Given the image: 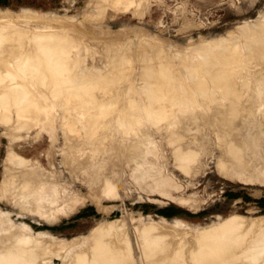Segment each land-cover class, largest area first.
<instances>
[{
    "label": "rangeland",
    "instance_id": "1",
    "mask_svg": "<svg viewBox=\"0 0 264 264\" xmlns=\"http://www.w3.org/2000/svg\"><path fill=\"white\" fill-rule=\"evenodd\" d=\"M91 1L0 0V8H9L17 13L26 8L46 13L48 19L40 21L45 20L44 22H49L52 26H47L51 28L41 26V31L47 33L46 30H51L48 32L51 35L58 34V31L61 33L60 35H66L67 57L71 60L69 65L73 63L72 66H68L62 72L63 78L67 75L65 77L66 85H64L67 88L64 87L63 89L67 92H61L62 96L63 94L68 96V98L66 95V97L64 96L66 99L61 96L65 102L59 97V94V96L55 95L58 88L54 86L51 88L54 87L57 90L51 89L50 96L51 93L54 94L55 92V97L52 95V98H55L52 104L50 100V103H47L48 99L51 98L46 95L49 90H47L48 92L43 90L44 87L50 89V85L42 83L43 87L41 85L36 87L39 90L35 88L37 91L35 96L39 97L36 98L41 101L45 100L49 108L45 113L44 111L40 112L38 117L41 119L39 121H43L42 118H54L56 116L53 124L50 123L46 127L44 124L34 125L28 128L24 124L31 116L32 111L28 110L23 113L24 115H19L16 110L11 112L12 110L8 107L0 108V117L3 116L4 118L8 114L5 110H11L8 111L11 113L5 119L0 118V227L3 226L0 231V244H5L3 240H6L5 236L11 229V233L9 236L7 235V239L10 240L8 239L7 242L13 243L12 238L19 242L20 238H16V236L18 237L17 234L19 232L20 234L24 233L26 239L22 234L19 237L22 236L28 241L27 243L31 238L32 241L27 244L28 246L25 245L26 241L23 243L22 238L20 241L27 249L30 250L29 247H31L33 250V253L29 252L28 258L21 260L23 263H18L20 260L17 261L18 259L13 257H9L11 260H8L9 258L2 260L6 259V264L11 262L16 264L15 261L18 264H85V261L79 260L77 256L82 251L84 254L86 250L89 252L88 249L95 237L112 233L110 242L118 247H127V243L130 242L128 239L131 237L133 238L131 241L137 240L139 242L152 239L158 241L162 238L165 241L159 251L162 254L163 251H168V255H171L166 258H170L171 262L175 259L176 264H194L197 261L193 262L195 260H191L193 258L188 255L191 251L193 257L192 252L198 246V237L200 238L207 230L228 224L233 232L229 229L230 231L225 233V242L233 241L231 243L236 245L237 239L239 241L237 243L241 242L242 244L241 246L237 244L239 248L229 249V253H226L227 250L225 249V252L220 246L213 247L216 249L213 250L212 248L211 250L212 259L216 257L214 254H217L214 251H218L224 258L217 254L218 260L214 258L215 260L212 261L215 264H264V108L258 111V107H255V114L248 112L249 114L245 113L241 116L240 113H235V117L231 119H235V121L241 119L238 123L236 122L238 126H233L234 123L225 126V124L220 125L221 122L219 123V121H217L219 123L217 125L213 118L208 117L210 118L209 121L208 118H205L213 111H210L211 108L209 109L207 104L205 106L202 96L197 97L199 100L196 99V103L202 101L203 104L201 102L195 103V106L197 105L194 108L195 113L199 115L198 112L201 113L202 110L199 111L196 108L202 109L201 106H205L206 109H203L202 113L205 115V111H207L208 115L200 114L205 119L200 116L203 120L199 118L200 120L197 121L198 115L194 114V109H191L194 106H191L190 101L186 99L189 98L187 95H193L198 90L197 86L194 89L195 86L192 85L194 78H199L200 73L204 74L201 68V71L198 70L199 73L197 72V66L203 65L202 68H206V66L218 65L221 67L217 64L216 57L218 55L225 57L226 55L229 59L233 57L235 64L233 60L230 62L229 59V61L223 62L228 61L231 66H236L235 71L234 67H231L234 75L231 70L228 75L232 77L237 74L241 77L240 81L245 82L247 76L253 74V77L255 76L254 84H258L260 87L250 86L247 89L248 94L254 86L252 91H257L259 88L262 97L261 95L258 97H261L260 100H264V91H262L264 89V81H262L264 80V73L259 70L261 64L258 66L257 60H255L257 61L255 64L254 60L245 59H254L253 55L256 56V49L264 40V0H142L141 3L130 4L129 8L124 4H115L116 2L111 0L100 2L98 5ZM98 16L99 18H97ZM59 18H64L65 21L72 19L73 22H77V24L74 23L75 27L80 23L84 27L80 25L81 28L83 27L81 30L68 29L70 23L62 24L59 22ZM22 19L24 18H20V20ZM68 37H71V40ZM223 45L224 47L231 46V49L229 48L226 53L227 47L225 49ZM115 50L117 53L118 51L122 53L117 55ZM151 52H154V55ZM221 52L225 53L222 54ZM211 53H213V58ZM181 55H186L188 61H184L186 57ZM121 56L122 59H120ZM191 57H193L192 61ZM198 58L202 59L203 63ZM111 60L113 63L110 62ZM118 60H121L120 66L122 68L120 69L116 65ZM197 60L201 62V65L197 63ZM196 63L197 66H194ZM36 65L33 66L38 69V65ZM147 65H155L158 69L160 68L161 72L156 67L157 71L160 72L159 77L161 76L160 81L163 86L172 85L170 87L173 89H182L187 85V88L183 89L186 90L183 95L186 100L183 99V101L184 103L187 102V107L182 100L174 101L166 93L141 94L146 86H143L145 82L148 84V82L154 81L150 75H145L148 77L144 78L147 81L141 77L144 75L143 71ZM225 65L228 67L227 63ZM226 66L223 67L227 68ZM74 67L76 68L74 69ZM163 69H166V73L162 71ZM34 71H36L34 72L36 76L41 78L47 74V71L44 70L42 72ZM77 71L81 74L84 73L82 74L84 76L78 74ZM140 71L142 73H139ZM167 71H170L171 78L167 77L169 76ZM191 71L193 76L197 77H192ZM259 71L262 73L261 75ZM126 72H129L131 76ZM238 72L240 73L238 74ZM243 73L246 74L245 77L242 75ZM78 76L81 77L80 80ZM201 76L203 79V75ZM91 79L93 83L89 81ZM97 81L105 84L103 88L101 83L99 88L97 87L99 84ZM129 82L130 85H133L130 86ZM203 83L204 85L207 84ZM71 87L72 89L74 87L77 92H73ZM237 87H239L240 96L246 95L247 97L246 92H244L245 87L243 85ZM94 88L96 89L93 91ZM133 89L137 91L133 93ZM69 91H72V95ZM43 95L48 98L45 99ZM144 95L148 99H145ZM136 96L143 97V99L138 100ZM253 97L251 92L247 99V103L250 105L255 102ZM73 98L74 101H72ZM40 100L38 102H41ZM43 102L42 104L45 103ZM107 104L110 105L107 106ZM16 106L15 109H19V104ZM20 106L23 108L24 104ZM36 108L37 105L33 107V109ZM163 108L165 110H162ZM125 110L129 112L126 111L125 113ZM3 111L6 112L5 115H1L4 114ZM122 113L127 116L124 115V117ZM193 115L197 117L195 118ZM67 116L73 120H88L90 117L91 121L97 119L95 122L92 121L93 126L98 124V118L99 121L102 119V125L100 123L96 127L92 126L86 129L91 133L84 135L86 138L84 139L89 142L84 149H75V142L66 138L62 127V118ZM119 118L131 122L139 121V118L145 119L139 121V126L134 124L135 126L132 127L134 132L127 137L124 128L117 125L118 128L115 124ZM114 121L115 123H113ZM110 122L115 124L116 129L118 128L114 138L110 136V129L113 127ZM161 123L164 125L170 123L173 131L166 128L168 131L170 130L169 132L166 130V132L165 128L161 127ZM53 126L55 129L52 128ZM222 126L225 127V132ZM135 127L136 129H134ZM174 130L181 132L189 140H182L180 137L175 138ZM171 133L175 137L170 136ZM248 142L250 143L248 144ZM65 149H68L69 153H66ZM189 151L194 155L193 159L187 161L184 156L189 154ZM80 152L83 153L81 156L78 155ZM16 155L27 160V167H36L31 175L32 181L55 179L53 181L67 186L68 195L64 196L65 198H57L60 202L57 199L51 201L49 196L43 197L41 200L35 196H29L30 200H28L29 198H26L28 196H24L23 191H21L24 179L19 173L20 166L14 163L17 159ZM69 159H72L71 162ZM61 199H63L62 202ZM6 213L10 215L5 216ZM12 230L14 233L16 231L18 233L14 235ZM39 231H50L53 236L38 235ZM88 236L89 239H83ZM227 236L231 237L228 238L229 241H227ZM34 242L38 245L36 246ZM10 244L8 243L7 247ZM14 244L10 245V249L12 245L14 247ZM19 244L15 246L23 247V244L20 242ZM7 247H1V251L3 249L8 250ZM13 247L9 251H13ZM205 247L207 249L209 246ZM203 250L205 251V249ZM207 250L210 251V248ZM207 250L205 252L208 253ZM159 251L152 250L153 254H151L153 257L155 255L159 258V254H156L157 252L160 253ZM87 252V255L90 254ZM181 255L184 259L181 258ZM91 259L94 260L93 257ZM135 262L137 261L135 260ZM214 262H210V264H214ZM1 264H5L4 261ZM88 264L90 263L88 262ZM200 264L206 263L201 262Z\"/></svg>",
    "mask_w": 264,
    "mask_h": 264
},
{
    "label": "bare ground",
    "instance_id": "2",
    "mask_svg": "<svg viewBox=\"0 0 264 264\" xmlns=\"http://www.w3.org/2000/svg\"><path fill=\"white\" fill-rule=\"evenodd\" d=\"M96 5H98L100 2H104V1H107V0H92ZM91 1V2H92ZM109 1V0H108ZM112 2H116L115 4H124L125 6H128L127 8H129V5L130 4H132V3H141V1L142 0H111ZM109 3V2H108ZM111 3V2H110ZM114 4V3H113ZM103 5H105V4H103ZM111 5V4H110ZM92 6H94V5H92ZM112 6V5H111ZM117 6H120V5H117ZM138 6H139V4H138ZM99 7V6H98ZM115 7H116V5H115ZM114 7V8H115ZM135 8H137V6H134ZM93 8V7H92ZM98 9V8H97ZM90 10V9H89ZM100 10V9H99ZM98 10V11H99ZM24 12H25V14H24ZM103 12V11H102ZM105 12V11H104ZM93 13V12H92ZM98 13H100V12H98ZM97 13V14H98ZM107 13V12H106ZM95 14V13H94ZM88 15H91V14H88ZM102 15V14H101ZM48 17V15L46 14V13H42V12H39V11H35V10H32V9H28V8H26V9H22V11L20 12V13H17V12H15V11H12V10H10L9 8H0V108H2V107H8V108H10L11 110H5L8 114H7V116H9L10 115V113L11 112H13L14 110H16V113L18 114L19 113V115H24L23 113L25 112V111H28V110H30V111H32V114H30L31 116L26 120V124H24L26 127H32V126H34V125H41V124H44L45 125V127L47 126V125H49L50 123H54V120L56 119L55 117L54 118H49V117H46L45 119H43L42 118V120L43 121H39L41 118H39L38 117V115H40V112H42V111H44V113L45 112H47L48 110H49V108H48V105H47V103H50L51 101V104L53 103V101L55 100V95H57V96H59L61 99H62V97L63 98H65L66 96L63 94V96H62V91H63V89H64V87H65V89L67 88L66 86H64V85H66L65 83H66V76L63 78L62 77V72L65 70V69H67L68 68V66H72L73 65V63H71L72 65H69V63H70V61L71 60H69L68 59V57H67V36L66 35H60L61 33H59L58 31H57V33L58 34H50V33H48L49 31H51V30H46V29H43V30H46L47 31V33L46 32H43V31H41V26H44V27H46V28H51V27H47V26H52V24H50L49 22H44V21H40V20H43V19H48L47 18ZM50 17V16H49ZM94 17H96V16H94ZM20 18H24V19H22L23 20V23H21V21L22 20H20ZM97 18H99V16L97 17ZM64 19V18H63ZM63 19H60L59 18V22L60 23H62V24H66V22L69 24H67L68 25V29H82L83 27H84V25H82L81 23H80V25H82L83 27L81 28V26L80 25H76V27H75V24H77V22H73L72 21V19L70 20V21H65V19L63 20ZM91 19H92V17H91ZM67 20H69V19H67ZM33 21V22H32ZM35 21V22H34ZM57 21H58V18H57ZM56 21V22H57ZM53 22V21H52ZM51 22V23H52ZM73 22V23H72ZM35 23V24H34ZM58 23V22H57ZM60 23H58V24H60ZM75 23V24H74ZM35 26H34V25ZM56 24V23H55ZM85 29V28H84ZM40 30V31H39ZM52 31H54L53 29H52ZM55 32H56V30H55ZM54 32V33H55ZM87 33H88V31H86ZM53 33V32H52ZM252 35V34H251ZM262 35V34H261ZM92 36V35H91ZM83 38H84V36H82ZM70 40H71V37H68ZM73 38H74V36H73ZM72 38V40L74 41V39ZM145 38V37H144ZM79 39H81L80 37H79ZM132 39H133V37H132ZM70 40H68L69 42H70ZM130 40V39H129ZM133 41V40H132ZM256 41V40H255ZM259 41V40H258ZM264 41V40H263ZM263 41L261 42V44H260V47L258 48V49H256V51H257V53H256V56L255 55H253L255 58L253 59V58H245L246 60H248V59H252V60H254V63L255 64H257V61H258V66H259V64H261V67H260V71H262L263 73H264V43H263ZM72 43V42H71ZM262 43H263V45H262ZM122 44V43H121ZM211 45V44H210ZM112 46V45H111ZM145 46V45H144ZM148 46V45H147ZM160 46V45H159ZM230 46V45H229ZM249 46V45H248ZM247 46V47H248ZM110 47V46H109ZM153 47V46H152ZM155 47H156V45H155ZM154 47V48H155ZM223 47H224V45H223ZM227 47V51H226V53L228 52V49L230 48L231 49V46L230 47H228V46H226ZM226 47H224L225 49H226ZM246 47V48H247ZM253 47V46H252ZM107 48V47H106ZM220 48V47H219ZM250 48V47H249ZM256 48V47H255ZM108 49V48H107ZM112 49V48H111ZM143 49V48H142ZM152 49V48H151ZM156 49V48H155ZM204 49H205V47H204ZM248 49V48H247ZM246 49V50H247ZM110 50V49H109ZM118 50V49H117ZM117 50H115L116 51V54L118 55V53H120L119 51H118V53H117ZM153 50V49H152ZM157 50V49H156ZM156 50H154V51H156ZM163 50V49H162ZM161 50V51H162ZM217 50V49H216ZM249 50V49H248ZM107 51V50H106ZM111 51V50H110ZM121 51H124V50H121ZM207 51V50H206ZM217 51H219V50H217ZM221 51V50H220ZM223 51H225L224 49H223ZM222 51V52H223ZM242 51V50H241ZM240 51V52H241ZM127 52V51H126ZM139 52V51H138ZM202 52H203V50H202ZM221 52V53H222ZM238 52V51H237ZM248 52V51H247ZM253 52V51H252ZM106 53V52H105ZM108 53H109V51H108ZM122 53V52H121ZM120 53V54H121ZM152 54L154 53V52H151ZM206 53V52H205ZM225 53V52H224ZM224 53H222V54H224ZM243 53V52H242ZM249 53V52H248ZM254 53H255V51H254ZM114 55H116L115 53H113ZM140 54V53H139ZM157 54V53H156ZM159 54V53H158ZM209 54H210V52H209ZM215 54V53H214ZM251 54H253V53H251ZM123 55V54H122ZM151 55V54H150ZM154 55V54H153ZM178 55H180V54H178ZM183 55V54H182ZM181 55V56H182ZM199 55V54H198ZM201 55H202V53H201ZM211 55H212V58H213V53H211ZM228 55V54H227ZM112 56V55H111ZM120 56V55H119ZM142 56V55H141ZM180 56V57H181ZM185 57H186V55H184ZM184 56H182V57H184ZM190 56V55H189ZM214 56H217V55H214ZM229 56V55H228ZM252 56V57H253ZM118 57V56H117ZM147 57H148V54H147ZM150 57H152V56H150ZM164 57V56H163ZM179 57V58H180ZM184 57V58H185ZM201 56H199V58H200ZM225 57H226V59H225ZM225 57H224V55H218L216 58H217V60H218V62H222V63H218L217 62V64H219V65H221V67H219L218 65H214L212 62H210V63H212L213 65H214V67H207L206 66V68H202V66L203 65H201L200 63L203 61L202 59V61L198 58V60H200V61H198L197 60V63L198 64H200L201 66H197V63H196V65H194V66H197L198 67V69H197V72H198V70H200V68H201V70H202V72L204 73V74H201L200 73V76H199V78H194V79H192V80H194V84H192L193 86H195L194 87V89L196 88V86H197V88H198V93H197V91H196V93L195 94H193V95H187V97H189V98H186L187 99V101H190L189 103H190V105L191 106H194L193 108L191 107V109H194L196 106H195V103H196V99H197V97H199V96H202L203 97V101H204V104H205V106H207L209 109H210V111H213L212 113L210 112V114H209V116H206V114H207V111H205L206 113H205V115L202 113V111H203V109L205 110L206 108H204V107H202L201 106V108L202 109H200V108H196V110H198L199 109V111L200 110H202L201 111V113L200 112H198L199 113V115L197 114V113H195L196 111H195V109H194V114H196V115H198V117L196 116V115H193L195 118H196V120L198 121V119L200 118V119H202L203 120V118H204V116H206L205 118H208V117H210L211 119L213 118V120L214 121H216L215 123H217V125L220 123V125L222 124V125H224L225 124V126H226V124H233V126L234 125H236V127L238 126L237 125V123H238V121H240L241 119H236V120H238V121H235V119L233 120V119H231V118H233V117H235V113H240L241 114V116L242 115H245V113H248V112H250V114H252V113H256L255 111H256V108L258 107V111H259V109H262V108H264V100H260V98L262 97V92H260L259 91V88L257 89V91L256 90H254V91H252V89H253V87L256 85V86H259L258 84H254V77H253V74H251L250 76L248 75V74H250L249 72H248V76H247V79L245 80V82H242V81H240L241 80V77L239 76V75H237L236 73V75L235 76H229L228 75V72L231 70V67L233 66H231V63H228V61L230 60V62H231V60H233V63L235 64V60L234 59H232V58H230L229 59V57L227 58V56L225 55ZM109 58H110V56H109ZM119 58V57H118ZM123 57L121 56V58L120 59H122ZM154 58H155V56H154ZM178 58V59H179ZM192 58L193 57H191V61H192ZM202 58V57H201ZM215 58V59H216ZM243 58V57H242ZM71 59V58H70ZM117 59V58H116ZM159 59V58H158ZM183 59V58H182ZM215 59L213 60L214 61V63H215ZM229 59V60H228ZM155 60H157V59H155ZM194 60V62H195V59H193ZM226 60H228L226 63L228 64V67L225 65L226 63H224L223 61H226ZM242 60V59H241ZM255 60H257V61H255ZM74 61V60H73ZM76 61V60H75ZM113 60H111L110 62L111 63H113L112 62ZM154 61V60H153ZM183 61V60H182ZM184 61H188L187 60V57H186V60H184ZM183 61V62H184ZM189 61H190V58H189ZM207 61V60H206ZM117 62V61H116ZM240 62V61H239ZM250 62V61H249ZM248 62V63H249ZM77 63V62H76ZM122 63H123V61H122ZM185 63V62H184ZM188 63H190V62H188ZM203 63V62H202ZM209 63V64H210ZM224 63V64H223ZM244 63H246L245 61H244ZM251 63V62H250ZM253 63V62H252ZM34 64H37L38 65V69L36 68H34ZM125 64H127V63H125ZM186 64H187V62H186ZM195 64V63H194ZM36 65V66H37ZM119 68L118 69H120V68H122V66H120L121 65V60H118V63L116 64ZM123 65V64H122ZM254 65V64H253ZM33 66V67H32ZM76 66H77V64H76ZM134 66V65H133ZM141 66H143V65H141ZM140 66V67H141ZM160 66V65H159ZM165 66V65H164ZM226 66L227 68H224V67ZM257 66V65H256ZM115 67V66H114ZM156 67L157 66H155V65H147L146 66V68H145V71H143V76H141L143 79L144 78H148V77H145V75H150V76H152L153 78H152V80L154 79V81L152 82V83H149L148 82V84H146L147 82H145V84L143 85V86H145L144 87V89L142 90V88H141V90H142V92H141V90H140V92H141V94H151V93H158V94H161V93H166L167 94V96H169V97H171V98H173L172 100H174V101H181L182 100V102L184 103V101H183V95H184V93H185V91L186 90H183L184 88L186 89L187 88V85H186V87H183L182 89H179V88H171L172 87V85H170V86H166V85H164L163 86V84H162V82L160 81V77H159V74H160V72H161V70H160V68L158 69V67H157V69L158 70H160V72H158L157 71V69H156ZM197 67H195V68H197ZM234 67V71H235V68H236V66H233ZM76 67H74V69H75ZM91 68V67H90ZM143 68V67H142ZM192 68V67H191ZM194 68V67H193ZM28 69H30V71H28ZM116 69V68H115ZM118 69H116V70H118ZM238 69H239V67H238ZM262 69V70H261ZM34 70H38L37 72H42V70H44V71H47V74L45 75V77L42 79L41 77H39V76H36V74L34 73V72H36V71H34ZM98 70H101V69H98ZM97 70V71H98ZM192 70V69H191ZM200 70V71H201ZM251 70H253L252 68H251ZM257 70V69H256ZM128 71H129V69H128ZM132 71H133V68H132ZM142 71V70H141ZM139 72V73H142V72ZM163 72H165L166 71V69H163L162 70ZM188 71V70H187ZM193 71V70H192ZM192 71H191V75H192V77H197V76H193V74H192ZM232 71V70H231ZM241 71V70H240ZM259 71V72H260ZM78 72V71H77ZM118 72H119V70H118ZM134 72V71H133ZM167 72H169V76H167V77H170V71H167ZM189 72V71H188ZM251 72V71H250ZM254 72V71H253ZM95 73V72H94ZM93 73V74H94ZM97 73V72H96ZM127 74L129 73V72H126ZM132 73V72H131ZM166 73V72H165ZM187 73V72H186ZM199 73V72H198ZM232 73H233V71H232ZM240 72H238V74H239ZM245 73H247L246 71H245ZM74 74V73H73ZM78 74H81V73H79L78 72ZM82 74H84V73H82ZM81 74V75H82ZM98 74H99V72H98ZM97 74V75H98ZM103 74V73H102ZM189 74V73H188ZM258 74V73H257ZM262 73L260 72V75H261ZM86 75H87V73H86ZM97 75H94L95 77L97 76ZM107 75H109V74H107ZM129 75H130V73H129ZM132 75H133V73H132ZM163 75V74H162ZM199 75V74H198ZM201 75H203V79H206V80H208V81H203V79H202V76ZM204 75H205V77H204ZM232 75V74H231ZM233 75H234V73H233ZM242 75H244V73L242 74ZM246 75V74H245ZM245 75H244V77H245ZM77 76V75H76ZM82 76H84V75H82ZM110 76V75H109ZM114 76V75H113ZM112 76V77H113ZM131 76V75H130ZM164 76V75H163ZM177 76V75H176ZM71 77V76H70ZM79 77V76H78ZM90 77H92V76H90ZM98 77V76H97ZM102 77V76H101ZM115 77H117L116 75H115ZM263 77V76H262ZM261 77V78H262ZM83 78V77H82ZM132 78V77H131ZM151 78V77H150ZM171 78V77H170ZM190 78V77H189ZM201 78V79H200ZM81 79V77H79V80ZM90 79V78H89ZM96 79H98V78H96ZM135 79V78H134ZM141 79V78H140ZM163 79V78H162ZM245 79V78H244ZM243 79V80H244ZM260 79V78H259ZM264 79V78H263ZM75 80V79H74ZM78 80V79H77ZM119 80V79H118ZM136 80V79H135ZM145 80V79H144ZM88 81V80H87ZM90 82H92L93 83V81H92V79L91 80H89ZM111 81V80H110ZM127 81V80H126ZM143 81V80H142ZM145 81H147V80H145ZM149 81V80H148ZM258 81V80H257ZM256 81V82H257ZM262 81H264V80H262ZM80 82H82V81H80ZM132 82V81H131ZM136 82V81H135ZM134 82V83H135ZM140 82V81H139ZM164 82V81H163ZM203 82H205V83H207V84H205L204 85V83ZM255 82V83H256ZM45 84V83H47L46 85H50V89H46L45 87H44V89L43 90H45V92L47 91V90H49V93L48 94H46L48 97H51L50 99H48V102L46 103L45 102V100H43V101H41L40 99V101L41 102H38L39 100L37 99V98H39L38 96H35V95H37V91L35 90V88L36 87H40V85L41 84ZM74 83V82H73ZM76 83V82H75ZM83 83V82H82ZM88 83V82H87ZM97 83H99L98 84V88H99V85H100V83L102 84V82H98L97 81ZM167 83V82H166ZM170 84H171V82H169ZM258 83H260L259 81H258ZM264 83V82H263ZM191 84V83H190ZM189 84V85H190ZM96 85V84H95ZM103 85H105V84H102V88H103ZM129 85H130V82H129ZM131 85H133V84H131ZM130 85V86H131ZM179 85V84H178ZM239 85H243V87H245V90H244V92H246L245 94H247V97H246V95L243 97H241L240 96V90H239V87H237V86H239ZM252 85H254L252 88H251V91L249 92V94L251 95V92H252V95H254V97H253V100L255 101L254 102V104H252V105H250L249 103H247V99L250 97V95L248 94V91H247V89H249L250 88V86H252ZM261 85V84H260ZM44 85H41V87H43ZM52 86H54L55 88H58V90L57 89H54V87H53V89L51 88ZM68 86V85H67ZM73 86V85H72ZM115 86V85H114ZM180 86V85H179ZM208 86V87H207ZM74 87H76V86H74ZM73 87V89H72V87H71V89H72V91L73 92H77L76 91V89ZM96 87V88H97ZM112 87V86H111ZM133 88L135 87V86H132ZM138 87H140L139 85H138ZM191 87V86H190ZM260 87V86H259ZM263 87V86H262ZM69 88V87H68ZM77 88V87H76ZM79 88V87H78ZM77 88V89H78ZM90 89H91V87H89ZM96 88H94L93 89V91L96 89ZM97 88V89H98ZM116 88V87H115ZM181 88V87H180ZM256 88V87H255ZM36 89H38V88H36ZM51 89L52 90H57L56 91V94H55V92H54V94H52L51 93V96H50V92H52L51 91ZM130 89V88H129ZM263 89V88H262ZM262 89H260V90H262ZM36 92H35V91ZM39 90V89H38ZM75 90V91H74ZM72 91L70 92V95H72ZM135 91H137V90H134L133 89V93L135 92ZM262 91H264V89L262 90ZM38 92H40V91H38ZM48 92V91H47ZM64 93H66L65 91H63ZM79 92V91H78ZM39 94H41V92L39 93ZM38 94V95H39ZM59 94V95H58ZM67 94H69V93H67ZM93 94V93H92ZM138 94L140 95V93L138 92ZM45 95V94H44ZM44 95H43V97H44ZM52 95L54 96L53 98H52ZM96 95V94H95ZM132 95V94H131ZM136 95V94H135ZM144 95V96H145ZM249 95V96H248ZM261 95V97H258V96H260ZM35 96V97H34ZM40 96V95H39ZM62 96V97H61ZM65 96V97H64ZM151 96V95H150ZM155 96V95H154ZM36 98V99H34V98ZM47 97V98H48ZM77 97V96H76ZM75 97V98H76ZM130 97V96H129ZM147 96H145L144 98L145 99H148V98H146ZM152 97H153V95H152ZM156 97V96H155ZM169 97H166V98H169ZM40 98H41V96H40ZM45 98V97H44ZM47 98H45V99H47ZM66 98H68V96L66 97ZM65 98V99H66ZM78 98V97H77ZM76 98V99H77ZM131 98H132V96H131ZM131 98H130V100H131ZM136 98L138 99V100H142L143 99V97H137L136 96ZM162 98H164L165 99V97H162ZM41 99H43V98H41ZM51 99H53V100H51ZM57 99H58V97H57ZM56 99V100H57ZM103 99V98H102ZM186 99H184V100H186ZM49 100H50V102H49ZM60 100V99H59ZM63 100V99H62ZM104 100V99H103ZM107 100V99H106ZM128 100H129V98H128ZM137 100V101H138ZM197 100H199V99H197ZM58 101V100H57ZM64 101V100H63ZM72 101H74V98L72 99ZM76 101V100H75ZM110 101H112V100H110ZM152 101V100H151ZM42 102L44 103V104H42ZM65 102V101H64ZM129 102V101H128ZM141 102V101H140ZM143 102L144 103H146L144 100H143ZM162 102V101H161ZM192 102H194V103H192ZM198 102H201L202 104H203V102L202 101H198ZM197 102V103H198ZM253 102V101H252ZM39 103H40V105H39ZM76 103V102H75ZM138 103H139V101H138ZM152 103V102H151ZM159 103V102H158ZM187 103V102H186ZM186 103H184L185 105H186V107H187V104ZM196 103V104H197ZM5 104V105H4ZM7 104V105H6ZM16 104L18 105L19 104V109H15V106H16ZM21 104H24V107L22 108V106H20ZM42 104V105H41ZM46 104V105H45ZM62 104V103H61ZM125 104V103H124ZM140 104V103H139ZM148 104H149V102H148ZM148 104H146V105H148ZM179 104V103H178ZM182 104V103H181ZM184 104H183V106H184ZM193 104V105H192ZM200 104V103H199ZM207 104V105H206ZM35 105H37V108L36 109H33V107L35 106ZM108 105H110V104H107V106ZM130 105V104H129ZM138 105V104H137ZM141 105V104H140ZM139 105V106H140ZM143 106H144V104H142ZM156 105V104H155ZM164 105V104H163ZM142 106V107H143ZM169 106V105H168ZM174 106H176L175 105V103H174ZM174 106H173V109H174ZM209 106H213V107H209ZM262 106V107H261ZM17 107V106H16ZM141 107V106H140ZM185 107V106H184ZM199 107H200V105H199ZM256 107V108H255ZM261 107V108H260ZM20 108H22V109H20ZM160 108V107H159ZM158 108V109H159ZM162 108V107H161ZM168 108V107H167ZM166 108V109H167ZM189 108V107H188ZM255 108V109H254ZM127 109V108H126ZM155 109V108H154ZM157 109V108H156ZM18 110V111H17ZM128 110V109H127ZM127 110H125V113H126V111ZM161 110V109H160ZM162 110H165L164 108L162 109ZM162 110H161V112H162ZM172 110V109H171ZM190 110V109H189ZM263 110V109H262ZM5 111H3L4 112V114H1V115H5L6 114V112ZM8 111H11V112H8ZM82 111H84V110H82ZM155 111H157V110H155ZM191 111V110H190ZM189 111V112H190ZM254 111V112H253ZM1 112V111H0ZM84 112H86V111H84ZM127 112H129V111H127ZM142 112V111H141ZM165 112V111H164ZM170 112V111H169ZM173 112H174V110H173ZM180 112V111H179ZM192 112V111H191ZM260 112H261V110H260ZM97 113V112H96ZM114 113H116V112H114ZM113 113V114H114ZM119 113V112H118ZM117 113V115H119ZM186 113V112H185ZM233 113H234V115H233ZM26 114V113H25ZM91 114H92V112H91ZM123 114V113H122ZM122 114H120V115H122ZM138 114H140L139 112H138ZM184 114V113H183ZM200 114H203V115H200ZM212 114V115H211ZM236 114V115H237ZM249 114V113H248ZM88 115H89V113H88ZM93 115V114H92ZM92 115H90V116H92ZM102 115V114H101ZM112 115V114H111ZM124 115H126V114H123V116ZM165 115H167V114H165ZM208 115V114H207ZM263 115V114H262ZM6 115H5V118L7 117ZM96 116V115H95ZM127 116V115H126ZM145 116V115H144ZM175 116V115H174ZM184 116V115H183ZM203 116V118H201V117ZM239 116V115H238ZM238 116H236V118L238 117ZM241 116H239V117H241ZM19 117V116H18ZM58 117V116H57ZM70 116H67V117H63L62 118V127H63V130H64V134H65V136H66V138L67 139H70V140H73V142H75V149H79V148H81V149H84L85 148V146L86 145H88V143L89 142H87V140H85L86 138H85V136L84 135H86L87 133H91V131H87L86 129H88V127L90 128V127H92L93 125H92V121L93 122H95L96 120H94V119H92V121H91V117L87 120H73L71 117L69 118ZM117 117V116H116ZM125 117V116H124ZM141 117V116H140ZM142 117H143V115H142ZM238 117V118H239ZM0 118H3V119H5L3 116H1ZM25 118V117H24ZM27 118V117H26ZM153 118V117H152ZM151 118V119H152ZM164 118V117H163ZM170 118V117H169ZM168 118V119H169ZM204 118V119H205ZM210 118H208V121H209V119ZM59 119V118H58ZM104 119V118H103ZM106 120H107V118H105ZM113 119V118H112ZM115 119V118H114ZM113 119V120H114ZM141 119H143L142 121H144V119L145 118H141ZM140 118H139V121L141 120ZM153 119H156V118H153ZM182 119H183V117H182ZM199 119V120H200ZM112 120V121H113ZM147 120V119H146ZM145 120V121H146ZM157 120V119H156ZM188 120V119H187ZM213 120H211V121H213ZM235 121V122H232V121ZM37 121H39L38 123H37ZM139 121H130V120H122V119H117V123H115V121L113 122V123H115L116 124V126L118 125L120 128H124V130H125V132H126V136L128 137V136H130L131 135V133H133L134 132V130L132 129V127H134L135 125L137 126V124H138V126H139ZM148 121V120H147ZM147 121H146V123H147ZM154 121V120H153ZM184 121V120H183ZM204 121H207V120H204ZM210 121V122H211ZM217 121H219V123L217 122ZM230 121V122H229ZM29 122H31V124H29ZM102 122V119H100V121H99V118H98V121H97V123L100 125V123ZM155 122V121H154ZM154 122H152L153 124H154ZM222 122H227V123H222ZM237 122V123H236ZM37 123V124H36ZM106 123V122H105ZM108 123V122H107ZM110 123H112V122H110ZM113 123L112 124H110L111 126H113L111 129H110V136H111V138H114V136L115 135H117L116 133L118 132V128L116 129V127L113 125ZM150 123V122H149ZM236 123V124H235ZM60 124V123H59ZM94 124V123H93ZM98 124H95V126H93V127H96V125H98ZM135 124V125H134ZM148 124V123H147ZM162 124V123H161ZM58 125V124H57ZM101 125H102V123H101ZM109 125V124H108ZM177 125V124H176ZM263 125V124H262ZM107 126V125H106ZM105 126V127H106ZM110 126V127H111ZM145 126V125H144ZM146 126H148V125H146ZM152 126V125H151ZM160 126V125H159ZM232 126V125H231ZM232 126V127H233ZM58 127H60V126H58ZM109 127V126H108ZM143 127V126H142ZM149 127V126H148ZM158 127V126H157ZM161 127H164L165 128V131L167 130L166 128H169L171 131H173V127H171V125H170V123L168 124H162L161 125ZM50 128V127H49ZM53 129H55L54 128V126L52 127ZM163 128V129H164ZM180 128V127H179ZM224 128V129H223ZM52 129V130H53ZM134 129H136V127L134 128ZM188 129V128H187ZM222 129H223V131L225 130V127H223L222 126ZM162 130V129H161ZM169 130V131H170ZM182 130V129H181ZM163 131V130H162ZM168 131V130H167ZM166 131V132H167ZM168 131V132H169ZM226 131V130H225ZM224 131V132H225ZM94 132V131H93ZM228 132V131H227ZM121 133H124V132H121ZM173 134H175L176 135V137L174 136V135H172V133H171V135L170 136H174L175 138H182V140H189L188 139V137H186L185 135H183L181 132H179V131H175L174 130V132H173ZM17 135V134H16ZM148 136V135H147ZM85 138V139H84ZM146 138V137H145ZM150 138V137H149ZM53 140V139H52ZM249 140V139H248ZM128 141V140H127ZM30 142V141H29ZM250 142H248V144H249ZM137 144V143H136ZM106 145V144H105ZM248 146V145H247ZM105 147V146H104ZM106 149H107V147H106ZM142 149H144V148H142ZM156 149V148H155ZM65 152L66 153H69V151H68V149H65ZM83 153L82 152H80L78 155L79 156H81ZM143 154V153H142ZM13 155V154H12ZM15 155V154H14ZM138 155H140V154H138ZM193 153L191 152V151H189V154H187V155H185L184 156V159H186L187 161H190L191 159H193ZM68 156V155H67ZM79 156L77 157V159L79 158ZM9 157V156H8ZM15 157H17V159L15 160V162L14 163H16L18 166H20V169H19V173L21 174V176L23 177V181H22V185H21V191H23V194H24V196H28V197H26V198H29V196H35V197H37V198H39V200H41L43 197H47V196H49L52 200L51 201H56V199L57 198H65L66 197V195H68V189H67V186L66 185H60L59 183H57L56 181H53V180H55V179H53L52 180V178L51 179H45V180H43V179H40V180H33L32 181V179H31V175L34 173V171L36 170V167H27V160L25 159V158H23V157H18V155H16ZM15 157H13L14 159H15ZM138 157V156H137ZM140 157V156H139ZM147 157H148V155H147ZM70 160V162H71V160L72 159H69ZM148 160V159H147ZM80 164L82 163V162H79ZM73 164H74V162H73ZM16 165V166H17ZM11 176H15V175H11ZM16 177V176H15ZM7 178H9V177H7ZM21 178V177H20ZM11 179V178H10ZM13 180V179H12ZM59 180V179H58ZM7 182V181H6ZM61 182V181H60ZM9 183V182H8ZM14 183V182H13ZM64 184V183H63ZM66 184V183H65ZM15 185V184H14ZM4 186V185H3ZM10 186V185H9ZM1 187V186H0ZM16 190H18V189H16ZM4 191V190H3ZM14 192H16V191H14ZM13 192V193H14ZM65 196V197H64ZM28 200H30V198L28 199ZM58 200V199H57ZM62 200L63 199H61V202H62ZM20 201V200H19ZM59 202H60V200H58ZM7 214V213H6ZM8 215H10V214H7V215H5V216H8ZM4 216V217H5ZM8 219V218H7ZM8 220H11V219H8ZM177 221V220H176ZM179 223V222H178ZM4 224V223H3ZM228 224H226V226L225 225H222V226H220V227H217V228H214V229H210V230H207L206 232H204V234L203 235H201V237L199 238L198 237V239H199V241L197 242L198 243V246H196L194 249H193V252H192V255H193V257L191 256V251H190V255H188V256H190L191 258H193V259H191V260H195V261H193V262H203V263H206L207 264V262H209V264H210V262H214V261H212V260H215L214 258H216L217 259V254L218 255H220L219 253H218V251H214V252H216L217 254L215 255L214 254V256H216V257H213V259H212V255L210 254L211 253V250H212V248L213 247H218V246H220V248H222L223 250H227V252H226V250H225V252L226 253H229V249L231 250L232 248H239V245L241 246V242L240 243H237V242H239L237 239H236V241L237 242H235L236 243V245H233L231 242H233V241H231V242H225V233H227V231L230 229L231 230V228L229 227V225L227 226ZM231 226V225H230ZM2 225H1V227H0V231H1V229H2ZM232 227V226H231ZM213 228V227H212ZM29 230H30V225H29ZM202 230V229H201ZM229 230V231H230ZM15 231V230H14ZM31 231H33V230H31ZM9 233H11V229L8 231ZM12 232H13V230H12ZM231 232H233L232 230H231ZM230 232V233H231ZM9 233L7 234L8 236H9ZM16 233H18V231H16ZM16 233H14L13 232V234L15 235ZM108 233V232H107ZM132 233V232H131ZM199 233V232H198ZM2 234V233H1ZM22 234V233H21ZM20 234V232L17 234L18 235V237L16 236V238H22L24 241H23V243H25V239H26V236L24 235V233L22 234L23 236H25L24 238L21 236V237H19V235H21ZM112 234V233H111ZM110 233L108 234V235H104V236H97V237H95V239H94V241H93V243H91L92 245H90V247H89V249H88V251L89 252H87V250H86V252L87 253H90V254H86V252H85V254L83 253V251H82V253L81 254H83V255H81L80 253V255H78L77 257H78V259L79 260H83V261H85V264H88V262L90 263V264H135V263H137L138 262V264H173V261L175 260H173L172 262L170 261V258H166V257H168V256H171V255H168V251H167V248H166V251L167 252H165V251H163L164 253L162 254V252H160L159 251V249H161V245L164 243V239H162V238H160L158 241H157V239H156V241L155 240H145V241H131V239H133L132 237H131V239H128L130 242H128L127 244L128 245H126L127 247H118V246H115V245H113V244H111V236L113 235H111ZM229 234V233H228ZM236 234V233H235ZM5 236L6 237V240L4 239L3 241L5 242V244H2V245H4L5 247H3L1 244V247L2 248H6L7 247V245H8V243L10 244V242H7L8 241V239H7V237L8 236ZM11 235V234H10ZM38 235H49V236H53L52 235V233L50 234V231H42V232H38ZM37 235V236H38ZM234 235V234H233ZM30 236V235H29ZM91 236V235H90ZM235 236V235H234ZM234 236H232L231 235V237H233L234 238ZM239 236V235H238ZM4 237V238H5ZM39 237H41V236H39ZM230 236L228 237L227 236V239L228 238H231ZM237 237V236H236ZM12 238V237H11ZM15 238V239H16ZM27 238H30V237H27ZM34 238V237H33ZM149 238V237H148ZM156 238H158V237H156ZM3 239V238H2ZM1 239V240H2ZM17 239V240H18ZM20 239H19V242L21 243V244H23L22 243V241H20ZM21 239V240H22ZM83 239H85V240H87V239H89V236L88 237H84ZM113 239V238H112ZM124 239V238H123ZM123 239H121V240H123ZM155 239V238H154ZM235 239V238H234ZM239 239V238H238ZM10 240V239H9ZM12 241H13V243H15L14 244V247H13V245H12V247H13V249L15 250V253L13 252V251H9V250H12V247H11V249H10V245L11 244H13L12 242H11V244L9 245V247H7V248H9L8 250L6 249H3L2 251H1V247H0V255H2L1 256V258H0V260H2V259H4V258H11V257H13L14 259H18L17 261H19L20 260V262H18V263H21L22 261L21 260H23V259H26V258H28V255H29V252H32L33 253V250H32V248L31 247H29L30 248V250L29 249H27V247L26 246H28L27 244H29V243H31L30 241H32V238H31V240H29V243H27L28 241H26V246L23 244V247H21L20 246V248H18V247H16L15 245H17L18 246V244H19V242L18 241H16V240H14L13 238L11 239ZM82 240V239H81ZM168 240V239H167ZM240 240H242V239H240ZM261 240H262V238H261ZM15 241V242H14ZM113 241V240H112ZM227 241H229V239L227 240ZM259 241V240H258ZM3 242V243H4ZM7 242V243H6ZM18 242V243H17ZM82 242V241H81ZM175 242V241H174ZM262 242V241H261ZM17 243V244H16ZM35 243V245H36V242H34ZM83 243V242H82ZM115 243V242H114ZM197 243H196V245H197ZM32 244H33V242H32ZM31 244V245H32ZM166 244H167V242H166ZM237 244H239V245H237ZM257 244V243H256ZM20 245V244H19ZM38 245V244H37ZM36 245V246H37ZM119 245V244H118ZM165 245V244H164ZM40 246V245H39ZM38 246V247H39ZM121 246V245H120ZM171 246V245H170ZM205 246H209L207 249H209L210 248V251L209 250H207L206 249V247ZM33 247H34V244H33ZM37 247V248H38ZM88 247V246H87ZM165 247V246H164ZM166 247H167V245H166ZM18 248V249H17ZM40 249H41V247H39ZM168 248H169V246H168ZM171 248V247H170ZM42 249H43V247H42ZM158 250L160 253H156V254H159L158 256H159V258L158 257H155V255H154V257H153V252H152V250ZM203 249H205V251L207 250L208 251V253L207 252H205ZM214 249H216V248H213V250ZM222 249H220L221 250V252H222ZM188 250V249H187ZM217 250H219V248H217ZM258 250V249H257ZM261 250V249H260ZM81 251V250H80ZM256 251V250H255ZM170 252V251H169ZM171 252H173V251H171ZM178 252H180V251H178ZM214 252H212V253H214ZM224 252V253H225ZM231 252V251H230ZM233 252V251H232ZM259 252V251H258ZM257 252V253H258ZM14 253V254H13ZM152 253V254H151ZM183 254L185 253V252H182ZM162 254V256H160ZM170 254V253H169ZM89 255H92V256H90L91 258L93 257L94 258V260L93 259H91L90 257H89ZM211 255V256H210ZM223 255V254H222ZM30 256H31V253H30ZM76 256V255H75ZM173 256V255H172ZM178 256V255H177ZM182 256V255H181ZM221 256V255H220ZM90 259H89V258ZM180 257V256H179ZM221 257H223V256H221ZM221 257H220V259H221ZM8 259V260H11V259ZM13 258H12V260H13ZM32 258V257H31ZM175 258V257H174ZM181 258H183V256L181 257ZM181 258H180V261H181ZM219 258V257H218ZM224 258V257H223ZM6 259L5 260H2V261H0V264H1V262H3L4 261V263L6 264ZM171 259H173V257H171ZM184 259V258H183ZM182 259V260H183ZM245 259H246V257H245ZM261 259H262V257H261ZM260 259V260H261ZM28 260V259H27ZM76 260V259H75ZM135 260L137 261V262H135ZM139 260V261H138ZM218 260V259H217ZM216 260V261H217ZM221 260H223V259H221ZM227 260V259H226ZM17 261H15L16 262V264H18L17 263ZM77 261V260H76ZM82 261V262H83ZM8 262V261H7ZM81 262V263H82ZM92 262V263H91ZM133 262H135V263H133ZM139 262H143V263H139ZM145 262V263H144ZM177 262V261H176ZM176 262L174 261V264H176ZM183 262H185V260H183ZM197 262L196 263H194V264H197ZM257 262V261H256ZM13 262H11V263H9V264H12ZM23 263V262H22ZM80 263V262H79ZM200 263H198V264H200ZM13 264H15V263H13ZM179 264V263H178ZM183 264V263H182ZM185 264V263H184ZM213 264V263H212ZM214 264H215V262H214ZM220 264V263H219ZM227 264V263H226ZM230 264V263H229Z\"/></svg>",
    "mask_w": 264,
    "mask_h": 264
}]
</instances>
